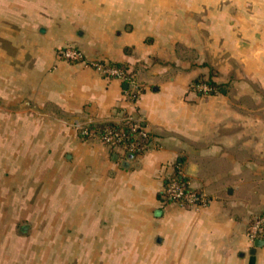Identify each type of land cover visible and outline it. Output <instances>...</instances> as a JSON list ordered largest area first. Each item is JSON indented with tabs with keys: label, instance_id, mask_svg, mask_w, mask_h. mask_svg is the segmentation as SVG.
<instances>
[{
	"label": "crops",
	"instance_id": "0c3cea01",
	"mask_svg": "<svg viewBox=\"0 0 264 264\" xmlns=\"http://www.w3.org/2000/svg\"><path fill=\"white\" fill-rule=\"evenodd\" d=\"M70 46L133 72L135 104ZM204 77L221 93L194 91ZM118 110L147 125L135 157L75 125ZM176 173L207 207L164 205ZM263 213L264 0H0V264H74L58 237L78 264H264Z\"/></svg>",
	"mask_w": 264,
	"mask_h": 264
},
{
	"label": "built area",
	"instance_id": "2783aa9c",
	"mask_svg": "<svg viewBox=\"0 0 264 264\" xmlns=\"http://www.w3.org/2000/svg\"><path fill=\"white\" fill-rule=\"evenodd\" d=\"M72 48V49H71ZM64 47L58 50V56L60 59L75 62V63H86L92 68L98 71H104L108 75L118 78L123 82H126L131 86L129 91V99L134 105L137 101L141 90L135 82V75L132 74L127 68H121L117 66H107V63L104 62H87L84 56V53L74 47ZM104 64V65H103ZM196 92L206 94L209 92L210 88L206 84L198 85L197 88H193ZM122 113V112H121ZM113 122L119 125H125L132 132L136 133V140H131L125 132H118L113 129H107L103 134L101 139L106 144L112 145L116 144L125 148V150L131 154H137L142 152L147 146L150 140V134L145 124V121L142 118H137L131 114L123 112L116 120ZM84 136H87L91 133L84 132ZM189 187V184L184 181V178L181 177L180 173H176L168 182L166 188L164 189L161 197L164 205L175 204L184 208H193L196 210L203 209L208 206L210 199L204 192H196L186 190V187ZM248 235L253 242L264 239V217H255L251 222L248 230Z\"/></svg>",
	"mask_w": 264,
	"mask_h": 264
},
{
	"label": "rangeland",
	"instance_id": "374dc122",
	"mask_svg": "<svg viewBox=\"0 0 264 264\" xmlns=\"http://www.w3.org/2000/svg\"><path fill=\"white\" fill-rule=\"evenodd\" d=\"M11 48V47H10ZM71 48V46H70ZM72 49V48H71ZM11 51L13 52V49L11 48ZM91 62H95V61H91ZM99 61L97 60L96 63H98ZM105 63V62H104ZM106 64V63H105ZM111 62H108L107 63V66H110ZM104 65V64H103ZM101 72L103 75L107 76V77H111L110 75H108L107 73H105L104 71H99ZM132 74L134 75V73L132 72ZM136 85H138V82H137V79L135 78V82H134ZM198 85H204V83H199V82H196V83H193L192 84V89L193 88H197ZM206 85V84H205ZM195 91V90H194ZM128 96H129V92H128ZM140 96V94H139ZM122 113H120L119 115H122ZM77 126V128L82 132L84 133L85 131L90 133V130H89V126L88 125H83L81 124V122H77V124H75ZM102 141V140H101ZM103 142V141H102ZM105 143V142H103ZM106 144V143H105ZM108 146H110L111 148L113 149H116L117 151H121V153L127 157H129V153L125 150V148H122L121 146H118V145H109L107 144ZM141 153V152H140ZM140 153H138L137 155H139ZM206 194V193H205ZM208 196V195H207ZM209 197V196H208ZM210 199V198H209ZM211 201V200H210ZM209 205V204H208ZM184 208V207H183ZM190 209H193V208H190ZM195 210V209H194ZM41 226H39L38 224H35L34 222H31L30 220H22L21 222V225H20V229L23 233V241H25V244L26 245H29V244H45L46 242V238L45 237H35V233L32 232V230L34 228H39ZM251 240V238H250ZM55 241L58 243V244H61V245H70V246H73V249H71V252L69 254L70 256V260L71 262H74V264H78V261L79 260H83L81 256H79V253H77V249H76V246H77V238L76 237H58V238H55ZM252 241V240H251ZM55 242V243H56ZM253 242V241H252ZM254 243V242H253ZM75 248V249H74ZM94 260V259H91V261Z\"/></svg>",
	"mask_w": 264,
	"mask_h": 264
},
{
	"label": "trees",
	"instance_id": "16d2710c",
	"mask_svg": "<svg viewBox=\"0 0 264 264\" xmlns=\"http://www.w3.org/2000/svg\"><path fill=\"white\" fill-rule=\"evenodd\" d=\"M71 47H74V48H77L78 50H80L77 46H71ZM62 48H64V47H62ZM111 65L117 66V67H121V68H126V66H123V65H120V64H116V63H113ZM198 82L207 84L209 86L210 90H209V92L206 93V95L213 96V95H217V94L221 93V87L212 78H205V77L204 78H200L198 80ZM118 112L121 113L122 111L120 112V110H118ZM107 129H113V130L118 131V132H125L128 136H130L131 140H136L137 139L136 138V133H132L127 128V126L119 125V124H117L115 122H112V121L101 122V123H96V124L90 125L89 126V130H90L91 134L89 136L97 135L98 138L102 139L103 138V134L105 133V131ZM85 138H88V137L85 136ZM112 145H114V144H112ZM137 154H131V155H129V157H135ZM186 190L202 192L200 190L192 189L191 187H188V186L186 187ZM161 200H162V197H161ZM258 216L259 217H264V213L260 214ZM255 217H257V216H255ZM255 217L253 216V219Z\"/></svg>",
	"mask_w": 264,
	"mask_h": 264
},
{
	"label": "water",
	"instance_id": "95a60500",
	"mask_svg": "<svg viewBox=\"0 0 264 264\" xmlns=\"http://www.w3.org/2000/svg\"><path fill=\"white\" fill-rule=\"evenodd\" d=\"M255 247H264V239L256 241Z\"/></svg>",
	"mask_w": 264,
	"mask_h": 264
}]
</instances>
